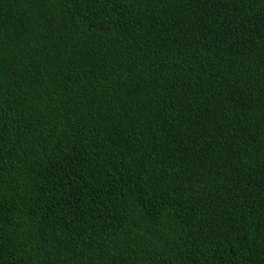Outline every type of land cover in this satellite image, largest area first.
I'll return each mask as SVG.
<instances>
[{
	"label": "trees",
	"instance_id": "1",
	"mask_svg": "<svg viewBox=\"0 0 264 264\" xmlns=\"http://www.w3.org/2000/svg\"><path fill=\"white\" fill-rule=\"evenodd\" d=\"M0 264H264V0H0Z\"/></svg>",
	"mask_w": 264,
	"mask_h": 264
}]
</instances>
